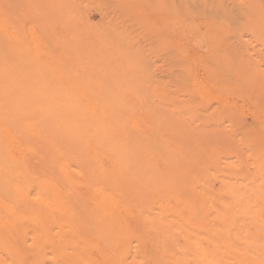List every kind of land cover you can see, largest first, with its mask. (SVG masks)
Listing matches in <instances>:
<instances>
[{"label":"bare ground","instance_id":"1","mask_svg":"<svg viewBox=\"0 0 264 264\" xmlns=\"http://www.w3.org/2000/svg\"><path fill=\"white\" fill-rule=\"evenodd\" d=\"M84 1L83 9L88 13L91 6ZM93 2L96 4V0ZM109 2L117 6L115 1ZM119 2L121 6L123 3ZM167 2L171 23L170 27L167 25L166 42L170 45L176 35V51L182 50V55H175L173 49L178 67L175 60L170 63L168 56H162L169 66L175 63V68L165 67L169 75L164 76L169 78L164 88L149 90L153 86L127 88V83L135 78L127 77L126 72L122 76L125 80H120L124 71L119 74L122 69L118 64L115 68L117 72L120 70L119 81L126 84L122 88L113 84L108 88L101 75L97 78L86 74V78L82 67H88L91 59L86 61L81 55L82 58L69 57L64 53L67 48H60L64 50L62 53L54 46L55 63L43 60L40 41L46 16L37 18H42L38 26L31 21L30 25L27 23L29 26L23 29L25 39L22 30L19 32L24 16L18 15L15 1L0 0V264H264V65L259 60L250 61L251 47L255 45L250 47L251 42L245 38L252 33L264 47L262 10L256 0H244V5L234 7L231 0ZM167 2H163L165 6ZM157 3L152 9L164 6ZM71 7L67 11L72 12ZM39 8L45 7L42 4ZM58 9L59 6L56 12ZM92 10H88V18ZM69 12L62 16L72 19L76 15L75 21L88 22L82 18L86 14L83 11H77L83 14L82 19ZM132 15L135 18L133 11ZM53 17L49 21L56 26L58 20H52ZM260 17L263 21L255 25ZM68 20L65 22L70 23ZM145 23L148 21L143 20ZM204 23L207 31L213 27L216 34L202 33ZM72 24L67 26L71 28L69 31L80 30L81 25ZM89 24L91 28L93 25ZM104 26L108 30L109 25ZM256 26L260 27L259 32ZM57 28L52 34L57 39L53 37L52 42L59 46L65 35L62 25ZM93 28L88 30L102 32ZM162 35L165 36L164 30ZM75 39L69 44H83L81 39L79 44ZM226 42L228 45L224 47ZM188 43L199 48L205 45L209 55H192L186 47ZM131 44L125 46L126 52L136 46L128 49ZM117 45L118 42L115 45L118 48ZM164 50L165 46L161 51ZM132 52L129 56L134 63H145L141 54L137 58ZM44 53L50 58L54 55L52 51ZM98 57L92 60L93 64ZM128 57L122 53L121 61L116 58L115 61L123 66V59L130 61L126 64L131 63ZM135 58L139 61L135 62ZM161 62L158 67L163 66ZM102 64V74L108 68L110 72L113 70L114 65L109 63L110 68L105 64L108 67L104 69ZM50 65L60 70L59 77V70L54 75ZM48 66L54 77L62 78L63 85L65 82L71 85L55 87L53 76L42 77L41 71ZM137 67L131 69L140 68ZM89 68L94 70L90 65ZM160 70L158 76L162 71L165 73ZM112 77L108 76L107 81Z\"/></svg>","mask_w":264,"mask_h":264},{"label":"rangeland","instance_id":"2","mask_svg":"<svg viewBox=\"0 0 264 264\" xmlns=\"http://www.w3.org/2000/svg\"><path fill=\"white\" fill-rule=\"evenodd\" d=\"M10 1H12V0H10ZM15 1V3H16V6H17V8L19 9L18 10V15L19 16H24L25 18L28 16L29 17V19L27 18V19H25L24 17H21V18H23L22 19V22L23 23H25V24H29L30 23V21H31V24L32 23H34V25L36 24L37 26H38V24H40L42 21H41V19L42 18H40L39 20L37 19V18H39V17H44V15L46 16V17H44V19H46L47 21H44V25L43 26H45L44 27V33H42V37H41V41H40V45L42 46L41 48H40V50L42 51V52H40L41 53V58L43 59V60H49V61H51L52 63H55L56 61V59L54 60L53 58H55V54H56V52H55V47H58L57 49L58 50H60V48L61 49H68V50H66L64 53H65V55H67V56H69V57H81V56H83V58H85L86 57V61H89L90 59V61H89V64H88V67H86V68H84V69H86L85 71H83L84 69H83V67H82V73H84L85 74V77L87 78V76H92V75H94V76H103V77H105L104 78V82H105V86L107 85V84H109V87L108 88H110V86L112 87V84L113 85H117V86H114L115 88H122V85L124 84V85H126L125 84V82L124 81H122V82H120L119 81V76L117 75L119 72H120V70H119V72H117L118 71V69L117 68H115V65H119V69L121 68L122 69V71L119 73V74H122L123 73V71H124V73L122 74V75H120L121 76V78H120V80H125V77H123L122 78V76H125V73L127 72V74L129 75H127V77H131V76H134V77H132V78H135L136 79V81L138 80L139 82H136V81H132V80H135V79H132L129 83H127L128 85H126V86H128L127 88H131V87H133V88H136V89H142L143 88V86H142V88H141V86L140 85H144V88L143 89H148L147 87L148 86H150V87H152L153 86V88H149V90H155L156 88H157V86H158V88L156 89V90H160V89H162V88H164L165 87V85H166V81H168V78L169 77H165V76H168L169 75V69H168V67L165 69V67L166 66H169V64L166 62V61H164V59H163V57L164 56H166V58H167V56H168V60L167 61H169L170 63H172V61H174L176 58H173V56H174V51L176 52V54L175 55H177V54H180L181 53V51L180 52H178V51H176V50H178L177 49V47H176V41H177V38H175V36L176 35H173V37H172V41L170 42V45H168V42H166V41H168V38L166 37V36H169V35H166V33L169 31V28L167 27V25L170 27V23H171V19H170V17H169V15H168V2L167 1H169V0H159V2H167L166 4V6H165V3H163V5L164 6H158L157 5V8L156 9H152V5H154V4H156L158 1H156V0H148V2H147V0H144V1H141V0H96V4H94V0L92 1V0H86V1H88L87 3V6L89 5V7H90V9H93L91 12H90V15H89V18H88V14H89V11L88 10H90V9H86L87 10V12L88 13H86V11H85V9H83V6L82 5H84V4H86V2L83 0H71L70 2H69V0H68V3H65V2H67V1H65L64 2V0L62 1V3L64 2L66 5H67V7H66V9L64 8L65 7V4L63 3V4H61V2H58L59 4H61V5H63L62 7L58 4V3H55L54 1H56V0H53L52 2H51V0L49 1V0H47V1H49L48 3H51V4H48V3H46L47 1H45V0H40V1H35L36 3H37V5H35V2H33L32 4H33V7H32V4L30 3L32 0H30V1H28V0H22V2L23 3H25V4H22V2H19L18 3V1L19 0H14ZM21 1V0H20ZM41 1H44V2H41ZM59 1V0H58ZM79 1V2H78ZM98 1H102L103 3H105L104 5H102L101 3L102 2H98ZM109 1H112V2H116V4H117V6L119 5V7H117L116 5H115V3H111V2H109ZM120 1V2H119ZM132 1L134 2L135 1V3L136 2H139V3H132ZM149 1H150V4H149ZM231 1H233L232 2V5H233V7L234 6H238V5H244V3H243V1L244 0H238L239 2H237L236 0H231ZM38 2H39V4H38ZM54 2V4H56L55 6H53V3ZM57 2V1H56ZM74 2H76V3H78L77 4V6H75L76 5V3H75V5L73 4ZM85 2V3H84ZM118 2L119 3H123L121 6H120V4H118ZM153 2H154V4H153ZM158 2V3H159ZM256 2H257V4L259 5V6H257L260 10H262V16H263V18H264V0H256ZM17 3H18V5H17ZM31 4V5H29V4ZM69 3H71L72 5H73V7H71L70 6V4ZM82 3H84V4H82ZM100 3V4H99ZM108 3V4H107ZM110 3V4H109ZM141 3V4H140ZM144 3H146V4H144ZM157 3V4H158ZM162 3H161V5H162ZM43 4V7H45V8H42V10L43 9H47L48 8V11L46 10H43V13H42V10H41V8H39L40 7V5H42ZM45 4V5H44ZM98 4H99V6H98ZM112 4V5H111ZM139 4V5H138ZM144 6H143V5ZM149 4V5H148ZM26 7H25V6ZM108 5H111L110 7H111V9H112V11H111V9L109 8V6L107 7ZM116 7H115V6ZM125 5V6H124ZM159 5H160V3H159ZM35 6H37V7H35ZM57 6H59V8H60V10L59 11H57L61 16H58V13L56 12V7ZM80 6H82V7H80ZM106 6V7H105ZM114 6V7H113ZM122 6H123V8H122ZM21 7H23V8H21ZM30 7V8H29ZM70 7H71V9H72V12H71V10H68L67 11V9H70ZM128 7V8H127ZM165 7H167V9H165ZM25 8H29V9H27L25 12L23 11V10H25ZM36 8V9H35ZM50 8H53L54 9V11H52ZM81 8V9H80ZM120 8H122V9H120ZM128 10H127V9ZM129 8L131 9V11L129 10ZM162 8V9H161ZM31 9V10H30ZM38 9V11H40L41 12V14H40V12H38V11H36ZM40 9V10H39ZM50 9V10H49ZM65 9V10H64ZM83 9V10H82ZM95 9V10H94ZM118 9V10H117ZM145 11H144V10ZM162 11L163 9H165V10H163V12H161L160 10ZM107 10V11H106ZM120 10V11H119ZM44 11L47 13V15L44 13ZM65 11H67V12H69L70 13V15L71 16H73L74 15V13H76L78 16H80L79 18H81V14L82 13H77V11L78 12H81V11H83L84 12V14L87 16V17H84L85 15H83L82 16V18H87L88 19V22L85 20V19H83V25H81V23H80V21L78 22V20H76L75 21V19H77L78 17L75 15V17H73L72 19H71V17H68V15L66 16V18H64L63 16H64V14L66 13V14H68L67 12H65ZM118 11V12H117ZM123 11V12H122ZM132 11L135 13V18H133L134 17V15H132ZM146 11L148 12V13H146ZM28 12V13H27ZM31 12V13H30ZM52 12V13H51ZM57 14V16L54 14ZM61 12V13H60ZM112 12V13H111ZM127 12V13H126ZM141 12V13H140ZM167 12V13H166ZM245 12V11H244ZM31 14L32 16L33 15H35L33 18L35 19H33L32 18V16L31 15H28V14ZM51 13V14H50ZM117 13V14H116ZM120 13H121V15H120ZM128 13L130 14V15H128ZM137 13V14H136ZM144 13V14H143ZM25 14V15H24ZM39 14H40V16H39ZM42 14H43V16H42ZM53 14V16H51ZM65 14V15H66ZM111 14V15H110ZM115 14V15H114ZM140 14V15H139ZM142 14V15H141ZM38 15V16H37ZM63 15V16H62ZM137 15H139V16H137ZM37 16V17H36ZM47 16H48V18H47ZM110 18H109V17ZM122 16H123V18H122ZM128 16H130V17H128ZM142 16V18L144 17V22L145 21H148V23H149V25H148V23H147V25H146V23L145 24H143V20H142V22H140L141 21V19L142 18H140ZM49 17H53L54 19H52V20H54V21H56V20H58V21H56L57 22V25L56 26H52V25H55V24H52L49 20H51V18H49ZM63 19V22H62V19ZM77 17V18H76ZM103 17H107L106 19L105 18H103ZM127 19H126V18ZM30 18H31V20H30ZM58 18V19H57ZM81 18V19H82ZM113 18V19H112ZM115 18H116V20H115ZM129 18H131V19H129ZM138 18H140L139 20H138ZM32 19L34 20L33 22H32ZM37 19V20H36ZM71 20L70 21V23L69 22H65V20ZM112 21H111V20ZM122 19V20H121ZM124 19V20H123ZM136 19V20H135ZM154 19V20H153ZM158 19V20H157ZM163 19H164V21H163ZM26 20H29V21H26ZM68 20V21H69ZM80 20V19H79ZM104 20V21H103ZM119 20V21H118ZM125 20H127L126 22L128 23V24H131V23H133V25H128L126 22H125ZM128 20H129V22H128ZM155 20H156V23H155ZM170 20V21H169ZM38 21V22H37ZM39 21H40V23H39ZM84 21H85V24H84ZM89 21L91 22L90 24H89ZM93 21V22H92ZM108 23H107V22ZM118 21V22H117ZM154 21V22H153ZM163 21V22H162ZM263 20L261 19V17L260 18H257L256 20H255V25H259L260 24V22H262ZM46 22H48V24L46 23ZM50 22V23H49ZM55 22V23H56ZM106 22V23H105ZM121 22H123V23H121ZM125 22V23H124ZM141 23L142 25H144V27L141 25H138L139 23ZM157 22H158V24H157ZM159 22H160V25L162 26L163 25V23H166L165 25H166V27L164 28V25L161 27L160 25H159ZM169 22V23H168ZM22 23V25H21V27L18 29L19 30V32L21 33V30H22V34L24 35V37L23 38H25L26 39V37H27V35L25 34V32L26 31H24L23 29H25V27H26V29H27V27L30 25H28L27 24V26L25 25V24H23ZM54 23V22H53ZM59 23V24H58ZM64 23H66V25L64 24ZM67 23H69V24H67ZM74 24V27H76V25L75 24H77V27L79 26V25H81V26H79V28H80V30L78 29V28H76L77 30H74L73 28V31H69V28H67V26L68 25H71V24ZM98 23H100V24H98ZM103 23V24H102ZM168 23V24H167ZM47 24V25H46ZM51 24V25H50ZM72 24V25H73ZM86 24H87V26H86ZM88 24H89V26L91 25L92 27L91 28H89L88 27ZM96 24V25H95ZM109 25L108 26V30H106L107 29V27L105 28V26L104 25ZM121 24L123 25V26H121ZM126 24V25H125ZM59 25H62V30H63V34L65 35V39H64V41H62L61 42V44H59L58 43V45L59 46H56L52 41L54 40V39H52L53 37H55V39H57L56 38V34H54V36L52 35L53 34V31H57V29L58 30H60V28H57V26L59 27ZM85 25V26H84ZM103 25V26H102ZM111 25V26H110ZM159 25V26H158ZM24 26V27H23ZM46 26H47V28H46ZM52 26V27H51ZM63 26H65V28L63 27ZM82 26L84 27V30L83 29H81L82 28ZM96 27L95 29H97L98 28V31L100 32V31H102V32H100V33H98L97 32V30L96 31H92V30H88V29H92L93 27ZM126 26H127V29H126ZM133 26V27H132ZM137 26V27H136ZM206 24L204 23L203 25H201V32L202 33H206V32H209V31H207L206 30ZM57 29H56V28ZM142 27V28H141ZM155 27H158L159 29H157V28H155ZM160 27L161 28H163V30H164V35L165 36H163L162 35V33H163V30L162 29H160ZM46 28V29H45ZM54 28H55V30H54ZM86 28V29H85ZM103 28H105V29H103ZM110 28H111V30L113 31H109L110 30ZM114 30H113V29ZM149 28V29H148ZM152 28V29H151ZM168 28V29H167ZM215 28H216V30H219V26H215ZM25 29V30H26ZM65 29V30H64ZM66 29H68V30H66ZM71 29V28H70ZM94 29V28H93ZM94 29V30H95ZM99 29H101V30H99ZM166 29V30H165ZM255 29H256V31H260V27L259 26H256L255 27ZM85 30H86V33H84L85 32ZM105 30L106 31H108V32H110V33H108V32H106V33H108V34H106L105 33ZM135 30V31H134ZM153 30V31H152ZM158 30H160V31H158ZM75 31V32H74ZM114 31L116 32V33H114ZM132 31H134V33L132 32ZM143 31V32H142ZM150 31V32H149ZM161 31H162V33H161ZM50 32H52L51 33V35L49 36L48 35V33H50ZM82 32V33H81ZM89 33V35H87L88 33ZM97 33L96 35L98 36H96L95 35V33ZM140 32V33H139ZM144 32H146V33H144ZM211 32H213V33H215V31H214V28L213 27H210V32L209 33H211ZM229 32V31H228ZM78 33V34H77ZM118 33V34H117ZM130 33V34H129ZM138 33H139V37L138 38H140L141 37V39L140 40H142L143 41V43H141V42H139V40H138V38H136L135 39V36H137L138 35ZM144 34V37H146L147 36V38H145L144 39V37H142L143 36V34ZM151 33L152 34H154L153 36L151 35ZM156 33L158 34V35H156ZM220 33H221V31H220ZM69 34V35H68ZM72 34V35H71ZM76 34V35H75ZM86 34V35H85ZM106 35V38L104 37L105 35ZM109 34L112 36V38H110V36H109ZM122 34V35H121ZM127 34V35H126ZM142 34V35H141ZM147 34V35H146ZM168 34V33H167ZM216 34V33H215ZM47 35V36H46ZM70 35H71V37H70ZM93 35L94 36H96V37H93ZM102 35H104V36H102ZM109 37H108V36ZM114 35H115V37H114ZM141 35V36H140ZM161 35V36H160ZM26 36V37H25ZM45 36V37H44ZM73 36H75V37H73ZM80 36H81V38H80ZM83 36V37H82ZM91 36V37H90ZM101 36V37H100ZM120 36V37H119ZM122 36V37H121ZM157 36V37H156ZM47 37H51L50 39L49 38H47ZM68 37H70V38H68ZM120 38V40H119V38ZM160 37V38H159ZM167 38V40H166V38ZM204 37L206 38V35L204 34ZM203 37V38H204ZM254 37V35H252V33H250L248 36H246L245 38L248 40V41H250L251 43H250V47L251 46H254V48L253 47H251V54H250V61L251 62H253V61H255V60H259V64H261V65H264V47L262 48L260 45H259V42L258 41H256V39L257 38H253ZM47 38V39H46ZM75 38H77L78 40H76ZM83 41V44L81 43V44H79L80 42H82L80 39ZM89 38H91L90 40H91V43H90V40H89ZM95 38V39H94ZM118 38V39H117ZM127 38H130V40L129 39H127ZM162 38V39H161ZM218 38H220V35L218 36ZM68 39H69V41H68ZM74 39H75V41H76V43L77 44H79L78 46L77 45H70L69 43L71 42V40H73L74 41ZM97 39V40H96ZM113 41H112V40ZM159 41V42H161V44L159 43V44H157V41ZM175 39H176V41H175ZM207 39V38H206ZM80 40V42L78 43V41ZM99 40V41H98ZM114 40L115 41H117L118 42V44L119 45H117L118 46V48L115 46L116 44H117V42H114ZM134 40V41H133ZM136 40H138V41H136ZM161 40H163V41H161ZM44 41V43L42 44V42ZM65 41H67V42H65ZM92 41H93V43H92ZM109 41V42H108ZM116 43V44H114L113 45V43ZM135 41L137 42V43H139L140 44V46L138 45V44H136L135 43ZM146 41H148V42H146ZM174 41V43H172ZM50 43V42H52L53 44L51 45V44H49L48 43V45H46L45 43ZM88 42V43H87ZM110 42L112 43V44H110ZM130 42H133V44H131V45H129L128 46V49L132 46V45H136L135 47L134 46H132L133 48V50H140L139 52H138V50L135 52V51H133L134 52V54H133V57H136L137 56V58L140 56V54H141V57L143 56V62L145 61V63H141V64H138V63H134V61L133 60H131L130 59V57H132V56H129V54H131L130 52H132L131 50H130V52H126L127 51V49H126V47H127V43H130ZM146 44H145V43ZM73 44H76L75 42H72ZM165 43H166V45H168V46H166L165 45ZM172 43V44H171ZM102 44H106L107 45V47L105 48V46H103ZM49 45H51L50 47H48ZM66 45H67V47H66ZM112 45V46H111ZM137 45H138V47H137ZM143 45H145V46H143ZM149 45V47L151 48L152 47V45H154L151 49H153V50H150L149 49V47L147 48V46ZM151 45V46H150ZM155 45H156V47L158 48V50H157V48L155 47ZM158 45V46H157ZM161 45V46H160ZM165 46V50H164V52L163 51H161L162 49H164V46ZM172 45H173V48H172ZM187 46V48H189V50L191 51V53H192V55H194V54H197L198 55V53H199V55H202V57L203 56H208L209 54H208V50H207V47H205V45L204 46H202V48L200 49L199 47H195V46H193V45H195V44H191V43H188V44H186ZM228 45V43L226 42V44L224 45V47L225 46H227ZM52 46L54 47V49L52 48ZM96 46H101V48H103V50L102 49H99L100 47H96ZM110 46V47H109ZM122 46H123V49H122ZM126 46V47H125ZM159 46H160V48H159ZM192 46V47H191ZM74 47H76V48H74ZM115 48V49H112V48ZM170 47L172 48V51H173V49H174V51H173V53H171L172 51H171V49H170ZM176 47V48H175ZM50 48V49H49ZM74 48V49H73ZM90 48H91V50H90ZM92 48H94L96 51H94V49H92ZM97 48H98V50H97ZM109 49V51H108V49ZM117 48V49H116ZM137 48V49H136ZM144 48H145V50H144ZM44 51H43V50ZM82 49H84V50H86V49H88L87 50V52L86 51H84V50H82ZM105 49V50H104ZM120 49V50H119ZM149 49V50H148ZM161 49V50H160ZM166 49H167V51L169 52H167L166 51ZM168 49H170V51L168 50ZM200 49V50H199ZM49 51L50 53L49 54H51V51H52V53L54 54L51 58H50V56H48V53H44V52H47V51ZM51 50V51H50ZM64 50H60L62 53H63V51ZM76 50H78V51H80V50H82V52L79 54V53H76ZM90 50V51H89ZM96 53L97 51V55H94V52ZM112 50V51H111ZM142 50H144V52L142 51ZM148 50V51H147ZM204 50H206V51H204ZM77 51V52H78ZM99 51H101L102 53H100ZM121 51H123V52H121ZM145 51L147 52L146 54H145ZM163 52V53H161V52ZM196 51V52H195ZM67 52V53H66ZM74 54H73V53ZM85 53V54H82V53ZM89 52V53H88ZM106 52H108V53H106ZM118 52L121 54H119L120 55V57L118 56V57H116V55H118ZM132 52V53H133ZM149 52V53H148ZM167 52V53H166ZM206 52V53H205ZM43 53V54H42ZM88 53V54H87ZM106 53V55L104 56V54ZM114 53H116L115 54V56H114ZM122 53L124 54L125 53V57H128V59H130L131 60V63H129L130 61L129 60H127V61H129L127 64L129 65H127L126 64V62H124V57H122V58H124L122 61H123V66L120 64L121 62H119L118 63V61H115V58H116V60H119V61H121L120 59H122L121 58V56H122ZM150 53H151V56H150ZM158 53H161V55L159 54L158 55ZM164 53H166V55L164 54ZM68 54H70V55H68ZM71 54H73V55H71ZM79 54V55H78ZM144 54L145 55H148V57L147 56H145L144 57ZM205 54V55H204ZM46 57H44V56ZM64 54H63V56H65ZM75 55V56H74ZM81 55V56H80ZM95 57H94V56ZM113 55V56H112ZM127 55V56H126ZM132 55V54H131ZM136 55V56H135ZM153 55V56H152ZM158 55V56H157ZM164 55V56H163ZM171 55H172V58H171ZM180 55H182V53L180 54ZM66 56V57H67ZM90 56L92 57V58H90ZM99 56V57H98ZM154 56H156V57H154ZM161 56V58H159ZM163 56V57H162ZM65 57V58H66ZM96 57H98L97 59H98V61L97 62H100L101 64H98L97 62L96 63H94V64H98V65H100V66H98V67H95L94 66V64H93V62H92V60L94 61H96ZM103 57H104V59H103ZM107 57H108V59H107ZM114 57V58H113ZM64 58V57H63ZM82 58V57H81ZM101 60H100V59ZM118 58V59H117ZM137 58H135L134 60H135V62H138L139 60L137 59ZM263 58V59H262ZM112 59H114V61H112ZM156 60V61H158V62H156V61H154V63L152 62V63H148V62H151V60ZM108 60V61H107ZM126 60V59H125ZM136 60H138V61H136ZM141 60V61H142ZM164 61V62H166V63H164V62H161V61ZM133 61V62H132ZM140 61V62H141ZM92 62V64H90ZM115 62V63H114ZM139 62V63H140ZM159 62H161L160 64L161 65H163L162 67L161 66H159L160 68H162V70H164L165 71V73L162 71V70H160V72L162 73V75L161 76H158V75H160V73H159V67L157 66V65H159ZM175 63H176V60L174 61ZM102 63H104V69L105 68H107L108 66H110V64L111 65H114L113 66V68L110 66V68H112L111 70L112 71H114L115 73H116V75L114 74V72L112 73L113 75H115V77L117 76V78L118 79H114L115 77L111 74H109V73H111L110 72V70H109V68L107 69V70H105L104 71V74H102L103 73V71H101V69H103V68H101L100 69V67H102ZM110 63V64H109ZM174 63V64H175ZM51 64V63H50ZM105 64L106 65H108V66H106L105 67ZM131 64V65H130ZM166 64V65H165ZM174 64H172L173 66V68H175V67H178V63H176L175 64V67H174ZM70 66H72V68L74 67L73 66V64H69ZM83 65H85V63L83 64ZM89 65L92 67V69H94V70H91V68H89ZM118 65L116 66V67H118ZM145 65H147V66H145ZM51 66V65H50ZM50 66H48V67H46L44 70H42L41 72H42V77H44L45 75L47 76V77H52L53 76V80H51L53 83L54 82H56V84L54 83V85L53 86H55V87H59V88H66V86H69V85H71L70 83H66L65 82V84L63 85V80H62V78L60 77V78H58L59 76L58 75H61L60 74V70H59V74H57V76H55L54 77V75H56L55 74V71L58 73V70L55 68V69H53V65L51 66L52 67V69L54 70V75H53V73H52V71L53 70H49V68H51ZM55 66V65H54ZM75 66H76V64H75ZM97 66V65H96ZM137 66H139L140 68L139 69H137L138 67ZM153 66V67H152ZM156 66V67H155ZM135 67H137L135 70L134 69H131V68H135ZM141 67L143 68V71L144 70H146L145 72L147 73V74H144V73H142V69H141ZM149 67V68H148ZM159 69H158V68ZM164 67V68H163ZM172 67H171V64H170V66H169V68L170 69H172ZM75 68H77V66L75 67ZM78 68H79V66H78ZM152 68H155L154 70L152 69ZM90 69V70H89ZM99 69V70H98ZM157 69V70H156ZM168 69V70H167ZM49 70V71H48ZM79 70V69H78ZM89 70V71H88ZM97 70L99 71V73L97 72ZM125 70H127V71H125ZM130 70V71H129ZM109 71V72H108ZM136 73H135V72ZM155 72L154 74H153V72ZM168 71V72H167ZM200 71V72H199ZM199 75L201 74V69H199ZM46 72V74H44ZM48 72H50V75H51V73H52V75L50 76V75H48L49 73ZM106 72L109 74L108 76L111 78L112 76L114 77H112L113 79H111L110 80V82H109V80L107 81V77H106ZM159 74H158V73ZM91 73V74H90ZM131 73V74H130ZM138 73V74H137ZM142 73V74H141ZM86 74H87V76H86ZM89 74V75H88ZM140 74V75H139ZM144 74V75H143ZM149 74H151V75H149ZM153 74V75H152ZM157 76H156V75ZM164 74H165V76H164ZM167 74V75H166ZM131 75V76H130ZM154 75H155V77H154ZM137 76V77H136ZM144 76L146 77V76H148L147 78V80H146V78H145V81L143 80L144 79ZM96 77H93V78H96ZM127 77H126V80H127ZM151 78V82H154V83H151L150 82V78ZM58 78V79H57ZM98 78V77H97ZM109 78V79H110ZM139 78V79H138ZM164 80V82L165 83H163V80ZM165 78V79H164ZM43 79V78H42ZM159 79H161V80H159ZM167 79V80H166ZM116 81V80H118L117 82H118V84H117V82H116V84L115 83H111V81ZM129 80H130V78H129ZM128 80V81H129ZM61 81V82H60ZM140 81H141V83H140ZM144 81V83H142ZM108 82V83H107ZM127 82V81H126ZM155 82L157 83V85L155 84ZM60 83V84H59ZM107 83V84H106ZM119 83H120V86H119ZM139 85H138V84ZM163 83V84H162ZM147 84H149V85H147ZM164 85V86H162V85ZM63 85V86H62ZM103 85V86H104ZM134 85H136V86H134ZM160 85H161V87H160ZM61 86V87H60ZM125 86V87H126ZM147 86V87H146ZM113 87V88H114ZM138 87V88H137ZM234 100H236L238 103H241L242 104V101L241 100H238V99H234Z\"/></svg>","mask_w":264,"mask_h":264}]
</instances>
